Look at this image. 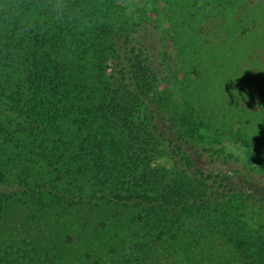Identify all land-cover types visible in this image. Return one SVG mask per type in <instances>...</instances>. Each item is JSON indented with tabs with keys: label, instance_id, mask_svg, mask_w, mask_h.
Returning a JSON list of instances; mask_svg holds the SVG:
<instances>
[{
	"label": "trees",
	"instance_id": "obj_1",
	"mask_svg": "<svg viewBox=\"0 0 264 264\" xmlns=\"http://www.w3.org/2000/svg\"><path fill=\"white\" fill-rule=\"evenodd\" d=\"M185 1L211 18L237 0ZM160 11L154 0H0V182L17 160L12 150L23 168L31 151L70 177L91 174L113 188L70 203L177 213L179 228L190 219L241 264H264V152L256 148L264 131L201 121L180 99L161 18L173 11ZM180 18L168 17L174 32ZM224 139L242 144L245 158L226 152ZM119 172L127 176L111 181ZM23 186L0 192V224ZM48 253L13 233L2 238L0 264H51Z\"/></svg>",
	"mask_w": 264,
	"mask_h": 264
},
{
	"label": "rangeland",
	"instance_id": "obj_2",
	"mask_svg": "<svg viewBox=\"0 0 264 264\" xmlns=\"http://www.w3.org/2000/svg\"><path fill=\"white\" fill-rule=\"evenodd\" d=\"M154 1L160 12L172 10L181 15L176 32L167 21L171 11L161 16L169 35L167 56L178 73L180 99L191 103L199 118L205 115L216 124L234 121L235 126L248 121L251 132L262 134L264 0H237L228 7V14L214 13L211 18L200 17L196 6L185 0ZM199 132L212 136L214 131L202 126ZM219 143L226 152L245 158L242 144L230 139ZM256 148L264 152V144ZM15 151L10 156L17 160L8 170L7 179L0 182V192L20 184L23 189V185L29 188L26 192L17 188L20 193L10 216L0 224L4 228L0 230V243L13 233L28 235L33 243L49 251L51 264H241L221 238L206 237L205 229H190V219H184L187 226L179 228L172 221L177 213L150 215L121 202L70 203L66 197L113 188L103 189L91 174L70 177L67 167L55 170L31 151L27 153L30 167L23 168L18 162L22 155L16 152V156ZM126 176L119 172L110 177L115 181Z\"/></svg>",
	"mask_w": 264,
	"mask_h": 264
}]
</instances>
